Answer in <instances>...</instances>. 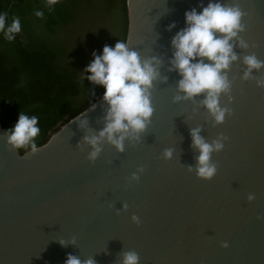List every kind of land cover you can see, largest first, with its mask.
I'll return each instance as SVG.
<instances>
[{
	"label": "water",
	"instance_id": "1",
	"mask_svg": "<svg viewBox=\"0 0 264 264\" xmlns=\"http://www.w3.org/2000/svg\"><path fill=\"white\" fill-rule=\"evenodd\" d=\"M209 2L217 0H125V42L153 62L157 77L150 122L138 138L125 139L122 152L102 139L97 159H87L85 137L107 123L103 96L35 154L7 146L11 129L0 124V264H65L68 255L82 264H122L130 251L138 264H264V88L256 86L264 68L241 79L243 56L264 61V0H219L239 3V35L248 44L230 41L239 59L224 73L231 88L220 105L231 114L221 124L201 103L203 94L183 99L173 66L172 40L186 27L185 13L199 14ZM197 128L208 143L225 138L211 155L217 170L210 180L195 173Z\"/></svg>",
	"mask_w": 264,
	"mask_h": 264
},
{
	"label": "clouds",
	"instance_id": "2",
	"mask_svg": "<svg viewBox=\"0 0 264 264\" xmlns=\"http://www.w3.org/2000/svg\"><path fill=\"white\" fill-rule=\"evenodd\" d=\"M56 2L57 0H47L49 9ZM35 15L40 17L43 13L37 10ZM244 15L238 2H209L199 14L195 9L185 13L186 27L177 32L172 40L176 49L173 66L182 77L178 82V90L184 93L183 99L203 94L201 103L215 124L223 123L226 114H231L228 107H221L220 96L222 93L228 96L231 83L224 73L230 64L239 59L230 41L235 39L240 48H248V44L239 35L244 31ZM20 30L18 18L13 17L9 24L7 15L0 12V33H3L6 40H14ZM205 59L209 63H205ZM242 63L245 65L241 77L244 81L249 80L254 70L264 68V61L259 60L255 54L243 56ZM85 71L90 73L87 76L90 82L104 87L103 99L109 106L105 117L107 123L103 130L98 136L85 137V143L92 149L87 159L94 162L101 152L99 144L102 139H106L118 152H122L127 137L136 139L137 134L146 129L153 113L149 90L157 72L151 60L141 61L139 54L131 50L127 42L121 40H118L114 47L104 46L101 55L94 54ZM256 86L264 88V79L257 80ZM180 99L179 96L175 97V100ZM199 131V128L191 131L192 145L199 152L195 173L199 179L210 180L217 170L216 165L211 162V155L223 149L225 138L218 137L208 143L199 135ZM39 133L38 117L20 112L12 129L6 133V144L16 151L23 149L28 154H35L42 147L35 142ZM171 157L172 151L165 150L163 158L168 160ZM191 171L189 168V172ZM132 179H138L137 175L133 174ZM252 199L253 196L249 195L248 200ZM131 219L134 223L137 222L135 215ZM60 243L63 245L64 242ZM222 247H227V244ZM138 261V255L130 251L124 254L122 264H138ZM65 264L82 262L78 257L68 255ZM83 264H94V261L88 259L83 261Z\"/></svg>",
	"mask_w": 264,
	"mask_h": 264
},
{
	"label": "trees",
	"instance_id": "3",
	"mask_svg": "<svg viewBox=\"0 0 264 264\" xmlns=\"http://www.w3.org/2000/svg\"><path fill=\"white\" fill-rule=\"evenodd\" d=\"M0 12L21 28L12 41L0 33V124L37 116L40 146L104 95L85 69L104 46L125 41V0H57L51 9L47 0H0Z\"/></svg>",
	"mask_w": 264,
	"mask_h": 264
}]
</instances>
